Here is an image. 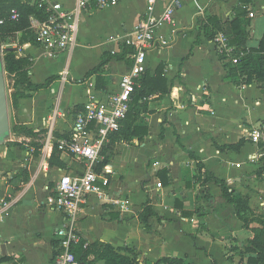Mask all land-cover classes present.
I'll use <instances>...</instances> for the list:
<instances>
[{
  "label": "crops",
  "instance_id": "obj_1",
  "mask_svg": "<svg viewBox=\"0 0 264 264\" xmlns=\"http://www.w3.org/2000/svg\"><path fill=\"white\" fill-rule=\"evenodd\" d=\"M48 1L61 2L67 9L75 5V0ZM182 1L175 23L158 30L147 55V70L154 72L161 63L166 65L170 93L148 98L149 111L137 121L149 128L144 141L134 138L117 142L114 157L103 166L108 170L112 197L128 199L130 209L122 212L120 206L91 196L77 227L90 243L106 242L121 254H136L138 264H154L164 257L182 258L189 264H247V258L242 262L234 250L249 246L252 227L244 225L219 185L197 180L198 161L189 152L240 194L234 183L241 185L245 175L256 170L253 162L258 158V144L247 131L264 125V93L256 82L238 86L228 79L234 61L230 57L222 60L217 45L196 25L198 15L233 19L240 0ZM169 2L158 0L156 14ZM243 7L251 21L247 47L259 48L264 37V0H252ZM146 8L147 0H121L114 7L82 15L78 45L55 56L62 62L51 66L40 67L54 57L43 54L38 44L20 43L23 33L17 32L21 47L18 56L32 57L31 80L40 84L50 76L59 77L49 88L31 93L19 110L20 124L35 133L25 139L39 143L38 149L34 143L23 149L14 138L0 146V201L11 202L9 214L0 218V264H51L59 251L57 230L66 223L65 216L49 206L48 198L62 174L81 173L84 166L81 163L82 169L74 171L73 161L78 158L63 152L66 168L50 165L54 148L47 143L50 119L54 111L65 112V116L54 117L55 144L57 139L72 135L71 109L91 98L106 99L119 90L121 77L133 63V53L123 60L111 59L101 78L99 74L85 76L101 63L105 53L122 52L125 35ZM106 10L112 13L108 24L114 27L98 32L94 25L100 23ZM250 12L255 17H250ZM115 37L118 39L113 40ZM198 38L200 44L195 45ZM65 68L70 70L68 81L61 78ZM35 75L39 77L36 81ZM80 79L83 81L78 82ZM242 138L246 141L240 151L227 147ZM148 199L157 215L148 219L146 228L139 215ZM94 258L93 254L89 257Z\"/></svg>",
  "mask_w": 264,
  "mask_h": 264
},
{
  "label": "built area",
  "instance_id": "obj_2",
  "mask_svg": "<svg viewBox=\"0 0 264 264\" xmlns=\"http://www.w3.org/2000/svg\"><path fill=\"white\" fill-rule=\"evenodd\" d=\"M48 5L49 15L41 21L34 15L29 17L30 28L34 32L37 44L43 49V54L55 57L62 52L71 51L78 45V35L82 15L94 9L114 7L121 0H75V5L67 9L61 2L48 0H27ZM158 0H147V8L142 18L135 27L125 35L123 42L134 48L132 55L133 63L129 71L125 73L119 82V90L111 92L106 99L91 98L79 108L71 109L73 129L71 137L57 139L58 148L61 152L72 154L83 164L81 173H64L55 182L48 198V204L53 209L61 211L65 216L66 223L58 228L59 251L54 256L51 264H82L76 257L75 248L80 245L84 238L78 231V221L83 212L84 205L91 196L99 201L112 202L120 206L122 212L130 209L129 200H120L111 195V181L108 170L96 169L97 164L103 160L101 154L103 147L109 142L112 132L119 130L121 121L126 117L130 108L132 94L139 84V78L147 70L148 51L153 47L157 39L158 30L167 24L175 23V12L183 5L182 0H170L160 14H156ZM255 17L254 12L249 13ZM20 12L13 9L7 18H0V27L7 21H19ZM118 38L115 37L116 40ZM160 39L165 42L163 36ZM214 43L218 52L230 54L233 47L229 45L227 37L223 33L215 36ZM18 43H0V58H4L6 50ZM237 62V59H233ZM63 81L70 78V70L65 68L61 72ZM83 80H78L82 82ZM93 86L91 81H88ZM65 116L60 109L54 111L48 128L47 143L54 147V117ZM264 125L254 127L247 131L250 139L259 144L264 140ZM162 183L158 182V187ZM0 218L9 214L11 202L0 201ZM90 242L85 241L84 247Z\"/></svg>",
  "mask_w": 264,
  "mask_h": 264
},
{
  "label": "trees",
  "instance_id": "obj_3",
  "mask_svg": "<svg viewBox=\"0 0 264 264\" xmlns=\"http://www.w3.org/2000/svg\"><path fill=\"white\" fill-rule=\"evenodd\" d=\"M251 1L252 0H240V6L236 8V16L231 20H223L215 15H198L196 17V25L200 31H204L207 39L213 42L218 33H223L227 37L229 45L233 47L230 54L219 52L222 60L230 57L233 62V59H237V62H233L232 67L228 70L227 78L238 86L250 85L256 82L264 93V37L261 40L259 48L251 49L247 47V41L250 37L249 27L251 21L247 18L248 9L244 8L243 5H247ZM14 8L20 12V20L17 22L7 21L1 26L0 38L12 37L17 32H22L20 43L31 42L32 44H37L34 32L30 28L29 17L34 15L41 21L46 20L49 15L48 5H42L38 2L31 4L29 1L23 2L22 0H0V18L9 17ZM24 18L27 19L28 25H25L22 21ZM197 44H200L199 38L195 42V45ZM133 52V47L124 45L121 53H105L101 63L93 70L89 71L85 77L99 74L98 77L101 78L104 67L111 59L117 58L123 60L127 55ZM30 64L31 61L29 56H18V48L6 50L2 68L13 77L12 87H10V89L13 92L11 101L15 110L20 109L23 100L32 97L31 93L49 88L59 77V75H53L47 78L44 83L35 84L30 77ZM165 67L166 65L161 63L154 72L146 70L139 78V84L132 94L130 108L126 117L121 121L119 130L110 134L109 142L102 149L101 154L103 160L97 164L96 169L98 171H101V168L114 157V147L117 142L130 141L134 138H138L140 142H143L148 135V126L137 124V121L142 113L149 111L148 98L150 96L157 93H170L168 80L165 76ZM226 67L228 66L226 65ZM30 132L32 133V130H30ZM245 141L246 139L242 138L236 144H230L227 147L235 151H240ZM14 143L18 144V142ZM36 153L38 154L39 151ZM189 154L198 161L199 176L197 180L201 182L211 181L219 185L222 189L224 199L234 205L238 217L244 222L246 227H249L243 213L244 202L240 194H238L235 189H232L226 180L220 179L208 171L195 153L189 152ZM49 163L51 166H57L62 169L66 168V164L61 158V151L57 144L54 145ZM155 215L157 214L152 209L151 202L148 199L143 205V210L139 218L147 228L148 219ZM252 231L253 237L250 240L249 246L243 248L237 246L234 251L242 257V262L243 259L247 258V264H264V227L252 228ZM85 241L86 240H83L74 250L76 257L82 264H96L98 260H103L104 264H138L136 261V254L133 256L121 254L112 244L101 241L89 243L84 247ZM92 254L95 258L90 260L89 257ZM154 264L189 263L185 262L182 258L164 257Z\"/></svg>",
  "mask_w": 264,
  "mask_h": 264
},
{
  "label": "rangeland",
  "instance_id": "obj_4",
  "mask_svg": "<svg viewBox=\"0 0 264 264\" xmlns=\"http://www.w3.org/2000/svg\"><path fill=\"white\" fill-rule=\"evenodd\" d=\"M22 1L26 2L25 0H22ZM102 15L103 16L101 17L102 19L100 23L99 24L96 23L94 25L95 29H97L96 31L98 32H101L103 29L109 30L112 27L108 24L110 23L108 21V18L112 16L111 11L106 10L105 13H103ZM84 20H85L84 22L88 20L87 16L84 18ZM22 21L25 23V25H28L27 19L24 18ZM84 22L81 25V29L83 27ZM18 41H19V34L17 33L13 35V37H8V38L1 37L0 38V43L2 42L17 43ZM13 47H16V46H13ZM47 60L48 61L43 62L44 65H41L40 67L42 66L45 67V65L51 66V64L62 62V59L58 57L48 58ZM30 61H32V57ZM12 78L13 77H11L5 71V79H6L7 95H8V106H9V118H10V125H11V134L9 138L10 139L14 138L15 141L16 140L20 141V145L23 149L29 148L30 146H27L26 144L30 145L32 143H34L36 148L38 149L39 143H35L34 141L27 142V140L25 139L27 136L33 135L35 133H31L30 132L31 129H29L26 124H20L19 115H21V113L19 112V110L22 108V105L19 110H15L12 106L11 95L13 92L10 89V87H12V81H13ZM38 79L39 77L35 75L34 80L36 81ZM72 83L76 84V82H73V81ZM50 112L52 113L53 110L51 109ZM262 129L264 131L263 127ZM257 152H258V158L255 162H253L255 163L256 170L247 173L245 177L243 178V183L241 185H239L238 183H234V185L237 188H240V196L242 197L243 202H244L243 213H244L245 218L247 219L248 226L252 228L264 227V140H262L261 143L258 144ZM72 168L74 169V171H79L80 169H82L81 162L78 159L73 161ZM102 169L103 167L101 168V170Z\"/></svg>",
  "mask_w": 264,
  "mask_h": 264
},
{
  "label": "water",
  "instance_id": "obj_5",
  "mask_svg": "<svg viewBox=\"0 0 264 264\" xmlns=\"http://www.w3.org/2000/svg\"><path fill=\"white\" fill-rule=\"evenodd\" d=\"M8 49L14 50L15 48L10 47ZM2 62L3 60L0 58V146L6 143L11 134L7 86Z\"/></svg>",
  "mask_w": 264,
  "mask_h": 264
}]
</instances>
